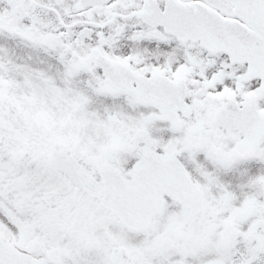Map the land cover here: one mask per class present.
Segmentation results:
<instances>
[{
	"label": "snow or ice",
	"instance_id": "6c2138e0",
	"mask_svg": "<svg viewBox=\"0 0 264 264\" xmlns=\"http://www.w3.org/2000/svg\"><path fill=\"white\" fill-rule=\"evenodd\" d=\"M0 264H264V0H0Z\"/></svg>",
	"mask_w": 264,
	"mask_h": 264
}]
</instances>
